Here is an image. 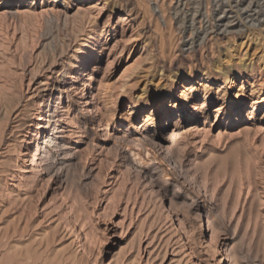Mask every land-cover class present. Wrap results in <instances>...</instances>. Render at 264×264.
Instances as JSON below:
<instances>
[{
  "label": "rangeland",
  "instance_id": "1",
  "mask_svg": "<svg viewBox=\"0 0 264 264\" xmlns=\"http://www.w3.org/2000/svg\"><path fill=\"white\" fill-rule=\"evenodd\" d=\"M176 1L0 0V264H264V66L224 81L264 62V29L250 26L264 0H188L242 24L195 55L181 52ZM247 34L251 49L216 70ZM198 62L196 106L189 94L170 119L167 91L183 102ZM56 154L65 162L48 170Z\"/></svg>",
  "mask_w": 264,
  "mask_h": 264
},
{
  "label": "bare ground",
  "instance_id": "2",
  "mask_svg": "<svg viewBox=\"0 0 264 264\" xmlns=\"http://www.w3.org/2000/svg\"><path fill=\"white\" fill-rule=\"evenodd\" d=\"M211 2L213 3L214 6H219L220 4L222 6L225 3L224 0H211ZM189 4L190 3L188 0H177L174 7L172 8V12H173L174 17L177 21L178 31L181 34V48H182L181 52H182V54L193 53L195 55L196 52L199 51L200 48H204L206 46L207 37L209 35H213V39L218 40L220 38L227 37V35L233 31L232 29L236 28L235 27L236 25L237 26L242 25L241 22H239V21L237 23H234L235 21L233 19H231L232 18L231 14L225 13L226 10L223 11V13H225L224 15L219 16L218 19H215V17L212 15L214 13L216 14V12H217L216 7L212 11V13L210 14V13H208V11H204L202 6H199L198 9H193V10L188 9L189 7L186 8V6ZM126 5L127 6L129 5V0H126ZM227 5H228V3H227ZM233 5L234 4H232V6ZM249 7L250 6H248V8ZM221 13H222V11H221ZM236 14H238V13H236ZM249 14H250V12H249ZM257 14H258V16L256 18H254V19L252 18L250 20V21H252L250 26L258 27L257 30L260 31V30L264 29V3L259 6ZM242 31H243V29L242 30L240 29L239 33L241 34ZM252 37H250V34H247L244 37L245 39H242L238 43V46H235L237 41H235V42L233 41V44H230L228 42H227V44L225 43L226 45H225L224 49L219 53L220 59L214 62L215 69L216 70L221 69L222 66L224 65L225 61H227V59H229L228 62L235 63L234 59H236V58H234V57H237V55L241 53V51L244 47H246L247 50L251 49ZM241 38L242 37L239 36V37L235 38V40H238V39L240 40ZM182 64H183V60L181 61V67L179 68V71L175 72V74L173 76L174 81H178L180 78H182V76L184 74L183 69L185 67H183ZM197 65L198 66H196V68H194V69L191 68L187 73V82H184V84H186V85L184 86V84H183V87H185V89H188L190 91H189V93H184L185 94L184 95L185 100L183 102H181V101L175 102V103L170 105L171 101H175V100H172L174 97V94H173L172 90L167 91L168 95H167V98L163 102V107H162L163 111H161V113L167 112V117L169 116L170 119L173 117V115H178V114H180V112L183 113V111L187 109V108H185V105L188 102L189 94L196 95L193 98L195 104L193 106H189V108H194L196 106V101H197L196 97H197L199 92L193 91V90H195V88L192 85H189V83L195 78V76L198 75L200 68L203 67L202 62L201 63L198 62ZM263 66H264V62H261V61L258 62L257 61L254 63V59L251 58L250 62L248 64H244L241 66V69H240L241 72L238 73L235 71V69H233L229 73L225 74L224 81H226V82L229 81V84H230L229 88L231 89L232 86L236 83L238 78L239 79L240 78L246 79L248 77L249 80L250 79L256 80V69L260 70L261 68H263ZM202 74H203V77H205L206 79H209V80L215 79V78H212V75L208 71H203ZM156 75H157L158 80L163 79L165 81V80L170 79V75L166 73L164 66L157 70ZM260 76L263 77L262 74H260ZM69 77L71 78V76H69ZM216 80H218V77L216 78ZM181 83H182V81H181ZM259 83H261L260 84L261 88L264 89V80H262V82L259 81ZM154 85L157 86L158 82ZM202 85H207V84L205 83ZM252 91H254V89ZM164 93H166V92L165 91H156V94L151 96L152 97L151 100L146 99L145 103H144L145 107L143 108V110L150 109L151 106L153 104H155V101L157 100V96L164 95ZM208 93H209V91L207 90L203 94L205 100L209 99ZM143 95H144V91L138 98H136L137 100L132 101V103H131L132 109H135L138 107V100L144 98ZM241 95H244V96H241ZM251 95H256V94L251 93ZM49 96H51V97L47 98L45 107L50 106V102L52 101V95H49ZM243 97H246V93H244V91L241 88L239 90V93L237 94V100L235 101V104H234L236 106V108H235L236 110H238L242 107V102L244 99ZM143 110H141V111H143ZM56 111H59V110H56ZM49 115L50 114H48V116ZM148 119L151 120L152 122H154L156 120V117L151 115V116H148ZM49 121H50V119H49ZM46 127L48 128V126H46ZM47 128H45V129H47ZM26 144L27 145L25 148V153L23 155L28 156V158H30V156L33 154L32 145L28 142ZM57 144H58V142L53 139V140H51L50 146H56ZM120 145L121 146H129L130 152H134L135 155H137V154L141 155L140 154L141 151L139 150V152L137 153V151H135L134 147L130 143H127L125 141H121ZM137 145H138V147H141V150L144 148L143 143L139 142V143H137ZM150 150H151V154H149L148 160H150V161L158 160V150H156V148L153 146ZM66 157L67 156L60 158L59 154H56L55 156L50 157L49 161L47 162V169L50 170L51 168L56 167L57 164L65 162V161H63V159H66ZM60 169H61V167L59 168V170ZM61 174H62V172H58L57 175L60 176ZM79 187L81 188L80 185H79ZM196 205H197V200H195V203H193L192 206L194 207Z\"/></svg>",
  "mask_w": 264,
  "mask_h": 264
}]
</instances>
